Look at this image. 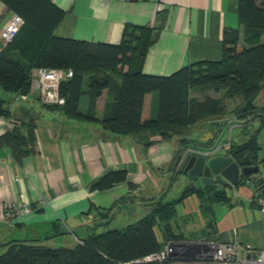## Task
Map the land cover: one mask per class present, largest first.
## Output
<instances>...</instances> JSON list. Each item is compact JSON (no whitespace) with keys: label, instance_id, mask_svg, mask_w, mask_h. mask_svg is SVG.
<instances>
[{"label":"crops","instance_id":"crops-1","mask_svg":"<svg viewBox=\"0 0 264 264\" xmlns=\"http://www.w3.org/2000/svg\"><path fill=\"white\" fill-rule=\"evenodd\" d=\"M53 2L63 12L54 29L60 37L117 43L127 24L152 26L155 38L140 65L144 74L168 75L191 63L219 60L224 31L238 29L242 35L237 0ZM13 14L0 0V31ZM119 68L126 71L128 64ZM87 104L86 95L82 111ZM9 110L10 116L0 117V135L23 116L22 111H29L35 119L36 152L17 162L0 145L2 246L9 240L24 238L49 246H72L77 235L98 233L110 224L126 225L138 220L157 201H172L188 187V179L177 166L172 168L178 150L189 143H210V138L206 142L199 140L210 137L208 132L213 133V138L219 134L217 127L208 123L191 125L164 140L143 131L117 134L98 122L69 119L59 110L45 108L35 88L30 94L12 95ZM156 111L154 91L150 95L149 116L154 117ZM233 127L236 126L225 132L224 140H233ZM224 140L221 143H227ZM260 151L261 145L257 160L264 157V151ZM110 171H124V180L103 190L91 189L96 180ZM225 189L229 201L212 206L214 229L206 227L207 219L199 210L196 193L177 203L182 209L177 208L176 215L186 218L182 227L195 237L206 233L220 241L234 235L240 244L264 250V209L251 200L257 190L255 185L245 179ZM21 201L30 205V213L5 215L9 205Z\"/></svg>","mask_w":264,"mask_h":264},{"label":"trees","instance_id":"trees-1","mask_svg":"<svg viewBox=\"0 0 264 264\" xmlns=\"http://www.w3.org/2000/svg\"><path fill=\"white\" fill-rule=\"evenodd\" d=\"M1 2L23 19L0 54V89L10 96L33 92L30 72L36 68L71 69L72 75L63 78L59 85L64 103L41 104L61 111L69 119L98 122L110 132L127 135L143 131L164 140L200 120L221 115L224 103L220 97L198 100L191 96L192 90L203 87L216 92L224 90L229 97L241 94L243 103L235 114L240 118L255 115L264 125V105L257 107L253 103L264 87V0H237L242 35L238 29L224 31L219 60L191 63L168 75L144 74L140 68L145 51L155 38L152 26L127 24L117 43L77 40L54 34L63 12L53 0ZM124 64H128L126 71L119 68ZM154 91L157 111L150 117L149 100ZM83 94L88 97L84 111L79 108ZM10 102L0 97V117L11 115ZM23 112L0 135V145L17 162L36 152L35 119L29 111ZM216 125L220 131L228 128L226 121ZM181 142L185 143L184 139ZM228 148L239 165L255 164L260 149L256 132L241 142L231 139ZM178 159L179 150L172 168ZM124 178V171H110L96 180L91 189L103 190ZM192 193L199 197L206 227L214 229L212 206L229 201L225 187H187L176 199L157 201L145 215L123 227L77 235L82 243L76 241L72 246L54 247L32 238L9 240L0 253V264H124L158 251L164 242L177 237L170 220L176 215L177 203Z\"/></svg>","mask_w":264,"mask_h":264},{"label":"built area","instance_id":"built-area-1","mask_svg":"<svg viewBox=\"0 0 264 264\" xmlns=\"http://www.w3.org/2000/svg\"><path fill=\"white\" fill-rule=\"evenodd\" d=\"M22 23V17L14 13L10 21L0 31V54L11 42ZM71 75V69L62 70L60 68L39 67L30 72L40 103L63 104L64 97L59 93V85L63 78ZM249 117L240 118L231 115L225 118L228 125L226 131H229L234 125L241 126V123ZM216 140L215 145L207 151L210 154L220 152L223 148L228 147L225 143H221L218 137ZM251 200L264 209V195L255 191ZM30 212V205L21 201L20 204L13 202L9 205L5 210V215H23ZM76 241L82 243V240L77 237ZM170 261L174 264H264V250L257 249L250 244H240L234 235L227 241H220L214 237L196 241L167 240L158 251L124 262V264H164Z\"/></svg>","mask_w":264,"mask_h":264},{"label":"water","instance_id":"water-1","mask_svg":"<svg viewBox=\"0 0 264 264\" xmlns=\"http://www.w3.org/2000/svg\"><path fill=\"white\" fill-rule=\"evenodd\" d=\"M219 128L217 127V130ZM219 132V131H217ZM199 139L208 144L189 143L179 150L177 168L189 181L190 189H205L217 186H234L242 179L251 180L264 194V161L248 166H241L229 153V148L210 154L207 152L216 143L218 136Z\"/></svg>","mask_w":264,"mask_h":264},{"label":"rangeland","instance_id":"rangeland-1","mask_svg":"<svg viewBox=\"0 0 264 264\" xmlns=\"http://www.w3.org/2000/svg\"><path fill=\"white\" fill-rule=\"evenodd\" d=\"M83 89H85V83L83 85ZM191 96L196 97L198 100H202L205 97H213V98L220 97L221 98L220 102L224 103V112L221 115L216 116V117H211L208 119L200 120L198 123H195L194 125H197V124H203L204 125V124L208 123L209 125H213V126L217 127L216 123H222L223 124V122L226 121L225 118L230 117L231 115L237 117L238 115L235 114V109L238 108L239 106H241V104L243 102V96L241 94H236V95L229 97V96H226L224 94V90H220V91L216 92L210 87H203V88L192 90ZM0 97L5 98L7 101L11 100L10 94L2 91L1 89H0ZM85 97H86V94H83L81 96L80 109L82 107L83 100H85ZM254 103L256 105H258L257 107H260L261 105L264 104V87H261V89L259 90V92H258V94L254 100ZM256 130H258L257 139L261 145L260 153H262L264 151V125L263 126L261 125V121L255 115L249 117L246 121H243L241 123V126L233 127V132H232L233 133V140L236 142H241L242 140H244L245 138H248V136H250L254 132H256ZM221 132H223V134ZM221 132H219V134H218V139L222 141V140H224L223 135L225 134L226 130L221 131ZM228 139L226 138L224 140V141H227V143H225L227 146H229V143L231 140V139H229V140ZM176 208L182 209L181 205H177ZM120 218H121V216H118L117 220H119ZM185 219L186 218H183V216L181 217L177 214V215H175V217L173 219L170 220V224L172 226V231L177 236L175 238H171L170 240H191V239L197 238L195 240H191V241H196L199 239L204 240L207 238H212V236L210 234H206V233L198 234V235H196L197 237H195L194 236L195 234L193 232L187 231V229L182 227L184 225ZM124 225L125 224H123V225H121V224H118V225L110 224V226H105V229L108 230V229H113V228H120V227H123ZM158 234L160 237L159 232H158ZM192 237H195V238H192ZM51 242L53 243L54 241L51 240ZM51 246L55 247V246H59V244L55 243V244H51ZM4 250H5V246L0 245V253L3 252ZM164 264H168V262H166Z\"/></svg>","mask_w":264,"mask_h":264},{"label":"flooded vegetation","instance_id":"flooded-vegetation-1","mask_svg":"<svg viewBox=\"0 0 264 264\" xmlns=\"http://www.w3.org/2000/svg\"><path fill=\"white\" fill-rule=\"evenodd\" d=\"M259 160H262L261 162H263L264 161V157L263 158H259L258 160H257V162L256 163H258V161ZM255 188L257 189V187L255 186ZM258 190V189H257ZM259 191V190H258Z\"/></svg>","mask_w":264,"mask_h":264}]
</instances>
